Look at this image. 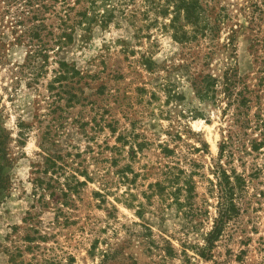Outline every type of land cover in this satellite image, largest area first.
Here are the masks:
<instances>
[{
	"label": "rangeland",
	"instance_id": "obj_1",
	"mask_svg": "<svg viewBox=\"0 0 264 264\" xmlns=\"http://www.w3.org/2000/svg\"><path fill=\"white\" fill-rule=\"evenodd\" d=\"M251 1H216L229 19L211 51L153 20L142 30L96 24L38 57L32 78L0 0V264H264V168L248 183L250 204L206 247L217 203L207 178L215 182L233 107L223 115L191 85L234 68L264 103V45L250 48L245 20ZM262 131L243 129L256 141ZM179 169L193 171L192 182Z\"/></svg>",
	"mask_w": 264,
	"mask_h": 264
},
{
	"label": "trees",
	"instance_id": "obj_2",
	"mask_svg": "<svg viewBox=\"0 0 264 264\" xmlns=\"http://www.w3.org/2000/svg\"><path fill=\"white\" fill-rule=\"evenodd\" d=\"M1 1L5 5V12L11 13L13 17L11 27L12 31L18 32L16 40L28 47V59L31 61L28 62V69L31 75L33 74L32 78L43 66L35 65L38 57L43 63L46 62L49 52L56 55L63 48L73 44L78 31L79 40H82L96 24L106 26L114 22L118 25L127 21L136 25L140 21L144 24L147 20H153L162 25V29H170V35L176 41H203L211 51L217 47L220 30L227 26L229 19L224 7L216 5L217 0ZM247 7L245 20L253 30L250 48L259 43L264 45V0L251 1ZM142 28L140 22L137 29ZM229 31L225 45L233 43L234 29L229 26ZM55 62L59 68L58 72H66L67 63L64 60L58 59ZM191 85L198 100L209 101L214 105L222 103L223 115L228 114L230 107H233L225 135L218 145V160L213 164L215 182L207 178L217 192L216 216L205 239L206 247H209L229 221L240 211H244L241 209V203L250 204V197L242 201L243 197H247L248 183L264 168L257 163L258 156L264 154V150L259 149L264 142V131L257 141L246 139L243 132V129L249 128L251 124L264 129V103H261V96L254 94V90L245 82L244 77L237 75L234 68L224 70L221 76L198 74L191 81ZM252 104L256 106L253 113L250 112ZM165 150L171 152L168 148ZM223 157L226 158L225 164L233 166L229 171L222 163ZM46 160L54 164L55 156H49ZM233 163H238L243 171H237ZM179 172L183 173L184 181L192 182L190 176L192 177L193 171L187 174L179 169ZM35 182L41 187L43 180L36 178ZM61 190L64 195L67 194L63 188Z\"/></svg>",
	"mask_w": 264,
	"mask_h": 264
}]
</instances>
